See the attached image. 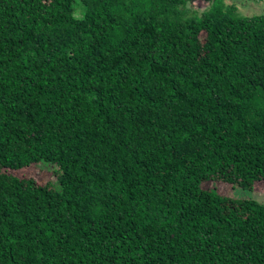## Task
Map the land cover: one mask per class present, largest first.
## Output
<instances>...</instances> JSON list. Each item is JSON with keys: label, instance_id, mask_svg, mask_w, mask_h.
<instances>
[{"label": "trees", "instance_id": "trees-1", "mask_svg": "<svg viewBox=\"0 0 264 264\" xmlns=\"http://www.w3.org/2000/svg\"><path fill=\"white\" fill-rule=\"evenodd\" d=\"M76 1L0 0V264H264V13Z\"/></svg>", "mask_w": 264, "mask_h": 264}, {"label": "rangeland", "instance_id": "rangeland-1", "mask_svg": "<svg viewBox=\"0 0 264 264\" xmlns=\"http://www.w3.org/2000/svg\"><path fill=\"white\" fill-rule=\"evenodd\" d=\"M225 4H232L235 7V12L238 15H255L264 13V0H222ZM79 0L76 1L78 3ZM213 0H188V7L192 11L201 12L207 8ZM80 15L79 11L77 12ZM56 168L58 166L47 160H40L33 164H29L21 169L14 170L13 172L20 176H27L29 174H39V180L45 181L52 179L53 186L60 188V183L56 178ZM35 175V176H36ZM38 177V176H36ZM201 186L204 188H211L222 194L232 197H252L261 202H264V182L261 185L252 188L232 185L226 182H217L215 179H205L201 181Z\"/></svg>", "mask_w": 264, "mask_h": 264}]
</instances>
